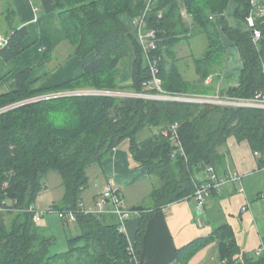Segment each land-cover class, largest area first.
I'll list each match as a JSON object with an SVG mask.
<instances>
[{"label": "trees", "instance_id": "1", "mask_svg": "<svg viewBox=\"0 0 264 264\" xmlns=\"http://www.w3.org/2000/svg\"><path fill=\"white\" fill-rule=\"evenodd\" d=\"M228 2H155L146 19L147 27L155 28L160 40L158 76L165 93L214 91L204 82L224 61L225 47L214 20L217 17L222 32L237 46L243 62L236 76L237 85L226 94L236 99L264 95V15L255 16L254 26L261 31L255 43L251 29L241 31L227 21L224 13ZM235 2V15L244 21L251 10H257L251 0ZM54 3L67 40L74 46L73 54L86 60L83 74L49 89L0 97V108L50 91L116 90L117 71L129 56L127 38L135 50L129 88L138 93H158L144 85L151 78L150 70L143 63L136 38L130 36L118 17L123 12L132 17L139 15L145 8L144 0H54ZM259 4L264 6V1L259 0ZM185 15L192 18L193 27L204 32L208 40L207 51L195 59L199 77L191 82L179 75L174 64L168 67L164 56L171 55V45L178 36H186L190 31ZM4 34L9 39L0 56L10 60L25 48L27 34L26 26L13 24L12 11L8 12V29ZM172 124L177 125L179 146L170 132L167 135L161 132ZM145 128L150 133L140 138ZM229 137L247 141L253 151L261 154L258 159L264 164V107L84 94L33 101L1 111L0 207L9 210H0V264H141L143 240L154 212L192 195L194 182L202 181L196 179L195 172L208 166L217 172L223 161L219 150ZM125 139L130 141L132 156L161 183L151 192L153 204L137 208L140 213L132 251L117 222H107L105 214L81 206L82 194L88 188L86 167L100 163ZM51 171L60 175L64 188L60 203L54 207L73 210L81 232L68 239V250L59 253H50L54 238L39 232L37 222L32 219L33 211L27 210L35 206ZM214 238L219 242V264H264V256L252 258L240 251L227 224L218 227L212 237L179 249L176 263L186 264L202 242Z\"/></svg>", "mask_w": 264, "mask_h": 264}, {"label": "crops", "instance_id": "2", "mask_svg": "<svg viewBox=\"0 0 264 264\" xmlns=\"http://www.w3.org/2000/svg\"><path fill=\"white\" fill-rule=\"evenodd\" d=\"M235 10V0H229L224 13L227 21L238 30H248L245 21L236 17ZM9 11H12L13 24L26 26L27 34L24 38L25 48L19 54L10 60L0 56V97L49 89L83 74L86 60L78 59L73 54L74 46L67 40L54 0H0V33L8 29ZM118 17L130 36L134 37L135 25L130 13L123 12ZM184 18L190 31L186 36H178L171 45V55L164 56L168 67L174 64L179 75L191 82L199 77L195 59L207 51L208 40L204 32L193 27L190 16L185 15ZM214 20L225 47V56L221 67L210 74L204 84L226 94L228 89L237 85L236 76L242 70L243 62L237 46L222 32L219 19L214 17ZM126 42L129 56L120 65L116 77L115 91L119 92L132 91L129 87L132 84L135 50L129 38ZM161 132L167 135L170 127ZM149 133L150 129L145 128L139 137L145 138ZM219 151L223 161L217 173L226 175L237 172L242 176L241 183L224 184L206 200L202 209L196 207V201L190 195L156 210L147 224L141 264H180L176 263L179 249L212 237L223 224L230 227L232 239L242 253L252 258L258 257L255 251L264 244V197L261 196L264 190L257 186L264 173L260 169L263 164L254 156L247 141H238L234 137H229ZM54 173L51 171L47 175L46 188L37 196L35 206L44 199L56 205L60 203L64 188L61 177L55 180V185L50 184L49 179ZM86 175L88 188L83 192L81 201L86 210L94 209V202L103 185L109 181L118 187L129 209L150 207L153 204L151 192L161 184L157 176L150 175L132 156L129 139L115 146L100 163L87 166ZM195 177L203 181L205 170L195 172ZM91 184L96 186V191L90 190ZM241 187L243 191H240ZM52 189H59L58 199L50 196ZM104 214L105 221L117 222L112 213ZM137 228V215L130 217L123 226L130 246H133ZM202 243L186 264H219L221 254L218 240L214 238ZM68 248L69 244L64 251Z\"/></svg>", "mask_w": 264, "mask_h": 264}, {"label": "built area", "instance_id": "3", "mask_svg": "<svg viewBox=\"0 0 264 264\" xmlns=\"http://www.w3.org/2000/svg\"><path fill=\"white\" fill-rule=\"evenodd\" d=\"M145 8L139 15L133 18V23L135 25V37L137 42L140 45L143 63L150 70L151 78L149 81L145 82L144 85L148 88H155L158 93L153 92H142L138 93L139 97H147V98H160L164 99L165 92L161 88L160 78L158 76L159 73V63L161 56L157 53L159 46V37L157 31L153 27H147V15L151 11L153 5L157 0H144ZM252 5L257 7V10H251L249 15L245 18V23L249 29L252 31V39L255 43H257L261 37V31L254 26L255 16L264 15V6L259 4V0H251ZM160 16V14L158 15ZM9 36L4 33H0V50L7 44ZM119 91L115 90H95V89H70V90H57L50 91L42 94H38L32 97H28L21 101L6 105L0 108V112L17 106L24 103H29L33 101H39L44 99H52L63 96L70 95H84V94H105L117 96ZM217 97V96H215ZM213 97V98H215ZM180 99V101H195L201 102L200 99H189V98H175ZM218 98V97H217ZM207 102L214 103H222V105H232V106H254V107H264V95L261 93L256 94L255 97L250 99H236L234 97L228 96L225 98H218L215 100H207ZM261 102L262 104H259ZM176 124H172L170 126L171 137L174 138L176 146H179L178 140H176ZM254 156L259 158L261 154L258 151L253 152ZM264 171V164L260 168ZM205 179L203 181H195V190L192 193L191 197L196 201V207L198 209H202L206 200L211 196L212 191L218 190L224 184L230 182H240L242 180V176L237 172H229L226 175L218 174L213 167L208 166L205 169ZM240 191H243V188H240ZM262 197H264V191L262 192ZM82 206V204H81ZM94 209L87 210L94 212L96 214H104L106 212L112 213L117 218L118 229L123 231V226L125 222L132 216H136L140 213L138 209H129L125 206V202L122 198V195L118 189L112 182H107L103 185L102 191L98 198L94 202ZM54 207V206H53ZM53 207L45 210L49 214H53L55 212L56 216L64 223L75 222L76 217L73 210L70 209H58L54 211ZM0 210H9L6 207H0ZM28 211H33V221L38 222L40 217L37 215L39 211L36 206H30ZM86 210V209H85ZM42 215V213H41ZM124 232V231H123ZM130 250L132 251V246H130ZM256 256H264V244H262L256 251Z\"/></svg>", "mask_w": 264, "mask_h": 264}, {"label": "rangeland", "instance_id": "4", "mask_svg": "<svg viewBox=\"0 0 264 264\" xmlns=\"http://www.w3.org/2000/svg\"><path fill=\"white\" fill-rule=\"evenodd\" d=\"M134 18V17H133ZM135 37V33L133 35ZM136 38V37H135ZM78 89V88H77ZM79 89H94V88H79ZM95 90H105V89H95ZM107 90V89H106ZM138 92L134 91H122L118 93L117 97H138ZM166 96L164 99H172V100H180V99H174L172 97H179V98H189V99H200L202 100V103H209V104H217L214 102H207V100H215L218 98H225L228 97L229 95L223 94L220 91H208L207 93H200V92H178V93H170L167 92L164 94ZM217 96V97H215ZM215 97V98H213ZM222 105V103H219ZM259 104H262L259 102ZM226 105V104H225ZM232 106V105H228ZM89 171V169H88ZM59 174L56 172L54 173V176H52L49 179L50 184H54L55 180L59 178ZM55 185V184H54ZM53 185V186H54ZM245 185V184H244ZM258 188H261V190H264V173L261 174V180L259 184L257 185ZM245 188V186H244ZM93 189V192L96 191V186L91 184L90 190ZM60 191L59 189H52L50 192V196L53 199H58L59 198ZM88 194V193H87ZM10 203V201H8ZM37 209L39 210L37 212V215L40 217L39 221L37 222V226L39 229V232L46 236V237H53L54 238V244L50 247V253L54 252H61L64 251L67 248L68 245V239L69 238H74L77 237L81 232L80 229L78 228L77 224L75 222H70L68 224L63 223L55 214H49L48 212H45V210L56 206L55 203L51 202L49 203L48 199L40 200L38 204H36ZM54 211L57 210V208L53 207ZM42 213V215H41Z\"/></svg>", "mask_w": 264, "mask_h": 264}]
</instances>
